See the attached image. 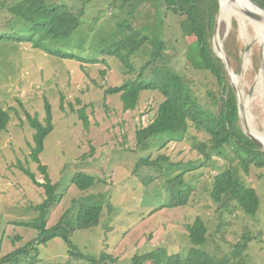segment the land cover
I'll return each instance as SVG.
<instances>
[{"label": "rangeland", "instance_id": "374dc122", "mask_svg": "<svg viewBox=\"0 0 264 264\" xmlns=\"http://www.w3.org/2000/svg\"><path fill=\"white\" fill-rule=\"evenodd\" d=\"M17 1L0 0V35L31 32L26 21L10 22L11 6ZM64 1L83 13L80 27L69 38H45L40 32L35 40L43 47H37L0 37V104L11 115L7 130L0 132V260L31 245V257L18 254L11 264H134L136 256L144 263L163 264L171 254L187 256L194 246L187 226L200 217L208 237L200 250L220 264H264V161L251 164L246 173L234 150L223 156L212 152L207 159L196 145L209 141L210 135L192 125L182 136L160 133L140 145L137 131L156 118L165 97L159 90H143L137 107L125 110L121 94L107 92L137 78L150 59L149 43L125 62L110 53L114 42L137 30L166 42L168 65L190 82L200 102L217 99L219 109L218 81L209 71L195 69L187 58L195 36L185 31L183 16L168 10L162 0ZM221 10L220 6L213 49L224 56L237 93L240 126L264 137V29L242 10ZM230 33L239 60L226 52ZM155 65L160 61L151 64L146 78L153 76ZM47 102L54 129L36 162L31 156L35 130L29 115L45 122ZM145 159L151 161L143 163ZM39 165L47 167L60 196L48 215V228L62 219L73 224L82 204L101 208L99 224L74 230L69 240L55 237L39 243L38 231L20 224L39 216L35 206L45 199L44 188L20 166L44 182ZM229 166L238 167L239 179L256 189V214L245 213L235 201L221 208L212 199L214 176ZM78 173L94 177V183L81 189L73 181ZM176 177L178 187L191 191L183 206H170ZM246 234L251 240L238 249ZM73 247L88 257H74Z\"/></svg>", "mask_w": 264, "mask_h": 264}, {"label": "trees", "instance_id": "16d2710c", "mask_svg": "<svg viewBox=\"0 0 264 264\" xmlns=\"http://www.w3.org/2000/svg\"><path fill=\"white\" fill-rule=\"evenodd\" d=\"M127 1L123 0V4ZM162 1H164L168 10L183 16L184 20L182 22L185 26V31L195 36V40L189 46L187 58L195 69L209 71L218 81L222 88L219 109V101L217 99H209L206 103L200 102L194 94L190 82L184 80V77L177 70L168 65L171 58H167L165 55L166 42L153 39L148 34L137 30L131 32L127 37L114 42L110 53L125 62L127 58L140 52L143 46L149 43L151 45L149 51L150 59L142 66L137 78L129 80L120 86L109 88L107 92L120 93L125 110H133L137 107L143 90H159L165 97L159 106L156 118L149 125L137 131V140L140 145L145 144L149 138L160 133H174L178 134L176 136H182L192 125L197 130H203L210 135L209 141L196 145V148L207 159L212 158V152L223 156L227 152L234 150L239 164L246 173H249L251 164L263 165L264 150L240 126L237 93L229 80L225 61L213 49L212 40L216 29L220 0ZM252 1L264 9V0ZM11 12L14 17L10 22L17 23L16 20L18 22L19 20L26 21L31 25V32L28 34L13 32L9 36L2 33L0 37L17 42H32L37 47H43L40 41L35 40L38 33L43 32L45 38H69L80 27L83 16L82 12L74 11L64 0H18L11 6ZM223 35L224 27H222ZM224 44L229 58L235 57L239 60L238 55L234 51L236 41L234 37L231 38V33L225 39ZM45 50L56 56H65L60 51H53L47 48ZM158 61H160V65L153 67V76L146 78L145 72L152 63ZM102 72L105 74L106 70ZM46 111L45 122H41L38 117L29 115L30 124L35 130V144L32 146L31 156L33 161L36 162L40 161L39 155L44 150L46 137L54 129L53 112L49 102L46 103ZM81 114L87 126L88 117L85 115L84 110L81 111ZM10 121V113L0 104V132L7 130ZM142 161L145 163V161L151 160L145 159ZM20 168L30 176L35 184L42 186L45 190V199L35 206L39 216L31 222L20 223L38 231L39 243L47 242L55 237L69 240L70 233L74 230L89 229L99 224L101 208L82 204L73 224H68L62 219L57 225L48 228V215L60 198L58 185L52 183L48 169L44 165H39L44 174V182H39L31 170L24 166H20ZM239 172L238 167L229 166L216 174L212 182L211 197L221 208L224 206L230 207L231 202L235 201L245 213L256 214L260 205L259 195L254 187L244 184L239 179ZM179 177V181L183 182L184 185L183 177ZM179 177L174 179V183L171 186L172 200L170 206L186 205L191 195V191L187 188L177 186ZM73 181L81 189H86L94 183L95 179L90 175L78 173L74 176ZM187 228L194 246L186 257L182 258L181 254L174 253L169 255L163 264H217V259L211 257L207 251L198 248L199 245L205 244L208 239L205 222L198 217ZM250 238V235L246 234L243 245L237 248L247 247L248 242L251 240ZM30 247L31 245H26L25 248L22 247L20 250L4 256L0 260V264H6L5 262H10L11 264L18 254L30 256L28 250ZM73 249L70 250V253L74 257H88L76 247H73ZM134 264L153 263H144L141 256H136Z\"/></svg>", "mask_w": 264, "mask_h": 264}, {"label": "bare ground", "instance_id": "6f19581e", "mask_svg": "<svg viewBox=\"0 0 264 264\" xmlns=\"http://www.w3.org/2000/svg\"><path fill=\"white\" fill-rule=\"evenodd\" d=\"M221 7L222 10L225 9H237L238 11L244 9H251L253 11H257V12H262L261 9H259L258 7H256L253 3H251L249 0H221ZM221 10V11H222ZM258 24V23H257ZM259 24L261 25V27L264 29V20L260 21ZM257 137V136H256ZM264 145V137L263 136H259L257 137Z\"/></svg>", "mask_w": 264, "mask_h": 264}, {"label": "water", "instance_id": "95a60500", "mask_svg": "<svg viewBox=\"0 0 264 264\" xmlns=\"http://www.w3.org/2000/svg\"><path fill=\"white\" fill-rule=\"evenodd\" d=\"M235 1V0H234ZM251 3H253L256 7H258L259 9H261L262 10V12L260 13V12H257V11H253V10H251V9H242V12L245 14V15H247L248 17H250V18H252V19H254V20H256V21H262V20H264V9L262 8V7H260L257 3H255L254 1H252V0H249ZM222 4H221V1H220V6H221ZM219 49H220V47H219ZM222 59H224V56H222V55H219ZM227 63H228V65H230V63H229V59H227ZM246 133L250 136V138H252L259 146H264L263 145V143L256 137V136H254L252 133H250V132H247L246 131Z\"/></svg>", "mask_w": 264, "mask_h": 264}]
</instances>
